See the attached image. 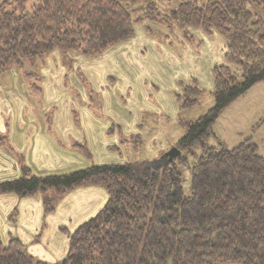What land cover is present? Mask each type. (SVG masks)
Segmentation results:
<instances>
[{
	"label": "trees",
	"instance_id": "trees-1",
	"mask_svg": "<svg viewBox=\"0 0 264 264\" xmlns=\"http://www.w3.org/2000/svg\"><path fill=\"white\" fill-rule=\"evenodd\" d=\"M28 1L0 3V71L54 50L97 55L131 38L145 19L185 35L189 28L217 32L227 43L226 64L212 70L215 103L200 117L180 121L184 135L174 159L46 175L28 169L0 182V193H42L47 211L55 209L46 197L51 190L63 195L94 185L108 191L99 213L69 235L66 258L53 264H264V153L253 141L233 148L211 143L224 109L264 80V0H178L164 14L158 0H31L30 7ZM202 92L197 81L187 86L178 95L181 108L198 104ZM179 166L191 170L189 196ZM0 264L50 263L32 256L19 239L5 244L0 236Z\"/></svg>",
	"mask_w": 264,
	"mask_h": 264
},
{
	"label": "rangeland",
	"instance_id": "rangeland-1",
	"mask_svg": "<svg viewBox=\"0 0 264 264\" xmlns=\"http://www.w3.org/2000/svg\"><path fill=\"white\" fill-rule=\"evenodd\" d=\"M5 1L0 0V3ZM199 1L206 3L209 0ZM32 3L28 1V7ZM177 5L178 0H158L159 12L163 14ZM253 10L261 12L257 7ZM138 15L140 13L135 16ZM145 25L152 27L153 35H145ZM187 35L176 27L169 29L164 24L145 19L135 24V34L131 38L119 41L97 55L85 56L81 51L69 49L54 50L34 61L26 59L21 66L0 71V105L13 102L18 105L22 99L31 100L32 106L45 107L52 101L48 105L70 107V114L68 110L61 113L67 117L61 121L77 122L78 127L71 131L82 138L74 139L72 146H63L67 149L65 157L59 154L47 162L50 166L44 162L49 168L47 174L112 161L149 159L162 164L169 159L167 153L177 147L184 135L180 121L194 120L214 105L213 76L211 72L210 77L208 69L211 63L220 65L221 54L227 46L226 40L217 32L208 36L202 29L189 28ZM151 36L156 42L151 41ZM190 36L192 39H188ZM127 41L139 43V51L120 45ZM162 44L174 48L175 52H164ZM153 60L155 65H147ZM232 69L237 68L232 66ZM18 77L25 90L21 92L22 98L14 92L13 83L18 85ZM195 81L203 89L199 102L182 109L178 95ZM176 104L180 107L177 108ZM136 112H140L143 123L126 125V121L137 115ZM92 121H95V128ZM104 123L110 127L107 136L100 135L98 129ZM214 128L219 137L212 138V144L223 143L231 148L244 141H253L257 143L259 153H264V80L255 83L226 107ZM115 142L118 144L116 149L104 145ZM86 143L88 152L81 146ZM179 170L184 193L189 196L191 170L188 166H179ZM68 196L69 193L59 195L52 190L46 193L54 207ZM73 232H66L69 240Z\"/></svg>",
	"mask_w": 264,
	"mask_h": 264
},
{
	"label": "crops",
	"instance_id": "crops-1",
	"mask_svg": "<svg viewBox=\"0 0 264 264\" xmlns=\"http://www.w3.org/2000/svg\"><path fill=\"white\" fill-rule=\"evenodd\" d=\"M143 32L145 35H153L146 30V25ZM151 41L156 42L154 36H151ZM120 45L132 47L136 52L140 48L139 43L131 41ZM162 48L167 53H170V50L171 53L175 52L174 48L163 44ZM225 53L226 50L221 54L222 61L219 64H226ZM153 64L155 65L154 60L147 65ZM214 66L211 63L208 69L210 77ZM13 84L14 92L22 98L21 92L25 90L21 85V78L18 77V85L15 82ZM20 100L22 102L18 105L14 102L5 106L0 105V182L18 178L28 169L32 173L46 175L49 168L44 162L46 164L53 161V158L59 154L65 157L67 149L63 146H72L74 139L82 138L72 133L71 130L77 128L78 124L71 119V116L69 117L72 121H61L67 118L61 113L66 110L71 113L68 105L56 107L48 105L52 102L50 101L45 107L38 104L32 106L31 100ZM179 107L180 105H177V108ZM136 113L131 121L125 122L126 125L134 123L138 126L143 123L140 112ZM94 123L95 121L91 122L93 128H95ZM98 129L100 135L107 136L110 127L104 123L99 125ZM104 145L108 149L118 148L117 142ZM68 193L66 200L55 206L53 211H47L42 193L26 197L15 193H0L2 241L8 243L12 238H17L36 259L50 264L63 261L70 244L66 231L77 230L81 224L95 216L109 199L108 191L102 186H80L63 195Z\"/></svg>",
	"mask_w": 264,
	"mask_h": 264
},
{
	"label": "water",
	"instance_id": "water-1",
	"mask_svg": "<svg viewBox=\"0 0 264 264\" xmlns=\"http://www.w3.org/2000/svg\"><path fill=\"white\" fill-rule=\"evenodd\" d=\"M181 154V150L178 147H174L173 150H171L170 152L167 153V157L169 158V160L174 159L177 155Z\"/></svg>",
	"mask_w": 264,
	"mask_h": 264
}]
</instances>
